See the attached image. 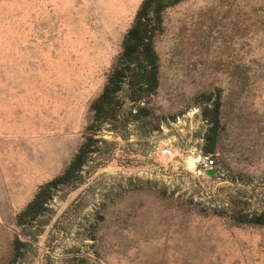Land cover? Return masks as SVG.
<instances>
[{"label": "rangeland", "instance_id": "1", "mask_svg": "<svg viewBox=\"0 0 264 264\" xmlns=\"http://www.w3.org/2000/svg\"><path fill=\"white\" fill-rule=\"evenodd\" d=\"M140 2L0 0V264H264V0L165 7L149 112L111 124L91 104ZM86 134L85 163L18 221Z\"/></svg>", "mask_w": 264, "mask_h": 264}, {"label": "trees", "instance_id": "2", "mask_svg": "<svg viewBox=\"0 0 264 264\" xmlns=\"http://www.w3.org/2000/svg\"><path fill=\"white\" fill-rule=\"evenodd\" d=\"M179 0H141L132 23L125 31L121 51L113 62L100 93L93 99L92 108L95 118L108 123L121 119L124 123L133 117H143L149 112L147 104L141 103L145 95L158 83V54L153 45V33L159 27L162 10ZM125 85V86H124ZM128 91L131 104L124 110L120 108V98ZM205 102L200 105L201 115L209 122L204 134L206 151H214L217 142V125L220 118V102L210 95L202 93ZM150 122V120H144ZM93 139L86 134L76 152L65 167L51 179L40 183L33 197L17 213V220L25 216H35L51 198L53 189L67 183L85 163ZM259 222L264 223V211L259 215Z\"/></svg>", "mask_w": 264, "mask_h": 264}, {"label": "built area", "instance_id": "3", "mask_svg": "<svg viewBox=\"0 0 264 264\" xmlns=\"http://www.w3.org/2000/svg\"><path fill=\"white\" fill-rule=\"evenodd\" d=\"M163 154H169L170 148L164 147L161 151ZM198 163L200 165V169H205L207 167L215 166L217 167V162L211 154H204L203 156L199 157Z\"/></svg>", "mask_w": 264, "mask_h": 264}, {"label": "water", "instance_id": "4", "mask_svg": "<svg viewBox=\"0 0 264 264\" xmlns=\"http://www.w3.org/2000/svg\"><path fill=\"white\" fill-rule=\"evenodd\" d=\"M204 172L207 174V175H213L217 172V167L215 166H212V167H207L204 169Z\"/></svg>", "mask_w": 264, "mask_h": 264}, {"label": "crops", "instance_id": "5", "mask_svg": "<svg viewBox=\"0 0 264 264\" xmlns=\"http://www.w3.org/2000/svg\"><path fill=\"white\" fill-rule=\"evenodd\" d=\"M39 4H42V0H39ZM31 16H32V13H31ZM39 26L43 30V20H42V18H40V22L39 23L37 21H35V23H34V27H35L36 31L39 28ZM57 26H58V23H57Z\"/></svg>", "mask_w": 264, "mask_h": 264}, {"label": "bare ground", "instance_id": "6", "mask_svg": "<svg viewBox=\"0 0 264 264\" xmlns=\"http://www.w3.org/2000/svg\"><path fill=\"white\" fill-rule=\"evenodd\" d=\"M193 165V164H192Z\"/></svg>", "mask_w": 264, "mask_h": 264}]
</instances>
